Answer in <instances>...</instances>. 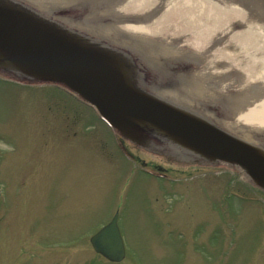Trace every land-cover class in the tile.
<instances>
[{"label": "rangeland", "instance_id": "obj_1", "mask_svg": "<svg viewBox=\"0 0 264 264\" xmlns=\"http://www.w3.org/2000/svg\"><path fill=\"white\" fill-rule=\"evenodd\" d=\"M30 1L33 6L44 3ZM213 1L218 11L234 12L233 17L224 13L236 19L234 34L264 30V0ZM130 2L116 4L123 8ZM151 3L147 24L166 20L168 0ZM88 4H70L72 16L66 12L63 18L81 20ZM118 8L120 17L126 9ZM50 9L46 13L52 15ZM176 20L170 17L168 22L176 25ZM110 26L129 31L131 25L110 21ZM146 26L139 25L145 31ZM225 33L216 38L206 32L202 39L195 32L165 34L153 36L149 44L169 49V55L189 57L186 71L199 75L192 90L207 94L203 103L213 105H208L211 113L264 144V110L261 120L253 117L264 102H248L233 113L235 99L240 104L247 94L263 91L248 81L242 68L249 61L253 65L252 54L242 60L236 55L240 45ZM100 37V44L120 54L141 83L151 85L148 81L158 75L155 64L163 60L160 55ZM253 41L244 39L242 44ZM172 80L160 77L157 83L170 85ZM177 90L187 95L179 86ZM116 214L125 249L124 260L117 264H264V191L241 169L176 162L112 130L61 84L0 72V264H114L95 254L89 239Z\"/></svg>", "mask_w": 264, "mask_h": 264}, {"label": "water", "instance_id": "obj_2", "mask_svg": "<svg viewBox=\"0 0 264 264\" xmlns=\"http://www.w3.org/2000/svg\"><path fill=\"white\" fill-rule=\"evenodd\" d=\"M17 3L0 0V72L58 83L94 108L112 129L179 163L240 168L264 189V144L204 115L152 96L126 60ZM116 214L90 239L110 263L124 260Z\"/></svg>", "mask_w": 264, "mask_h": 264}, {"label": "bare ground", "instance_id": "obj_3", "mask_svg": "<svg viewBox=\"0 0 264 264\" xmlns=\"http://www.w3.org/2000/svg\"><path fill=\"white\" fill-rule=\"evenodd\" d=\"M7 1L17 3L24 7L28 5L26 6V8L28 7L30 9H32V7H35L34 12L64 27L71 33L91 43L92 45L108 47L105 44H100V41H101L100 34L101 35L103 34V36L112 37L111 38L112 40L110 41H113L116 39L122 40V42L124 43L123 47L125 48L129 46L128 48H131V50L140 49V52L142 54H146L145 52L147 50L150 53H156L157 55H160V58L163 60H159V62L157 61L155 64L156 65L155 74H158L156 75L158 76V78L155 76V78L152 81L150 82L148 81V83L151 84L149 86H146L142 83L144 87L148 90V92L155 98L162 100L170 105L181 107V108L196 112L198 114L214 119L234 129L233 127H231V124L223 122L222 117H219V115H217L216 112L212 111L211 113L212 108L210 107H213V105L211 106L210 103L208 102L203 103V100H206V101L208 100V96L207 94H205L204 91L197 92V93L193 92L192 90L194 87L193 85L195 86L197 85V80H195L197 78L196 76H199V75L196 74L195 76L194 74L192 75L191 73H188L186 71L187 66H190L188 62L189 57L184 56V59H182L181 57L169 55L170 53L169 51H167L169 49L163 50L159 47H156L155 44H149L150 42H152V38L153 40L155 39V37L153 36H159V35H165V34H169L171 35V37L172 35L178 37L186 33L194 34L195 32L197 35H199V39H202L201 37L206 32H208L209 34L211 33L213 35L211 37H216L218 33H221V32L224 33L225 31H226L225 34H228L229 32L232 33L233 32L232 29L234 28L233 25L235 24L236 19L228 18L227 17L228 15L224 14V13H227L233 17V15H231V14H234L232 10H229L228 12H226L227 9L223 11L222 10L218 11L214 3L210 4L211 3L210 0H206V1L204 0H168L169 2L168 7H167L168 11L166 10V12H168V16L165 15L166 20L157 19L154 23L147 24V22L151 20L150 19L152 17L151 13L153 12L151 0H134V1L131 0L130 3H127L125 5L123 3L124 5L123 8H125L126 10H122L123 8L121 4L119 3L116 4L119 0L116 3L113 2L112 0H92V1L90 0H48L51 5L45 3L46 0H43L44 3H40L39 5L34 3V6L29 5L31 2L30 0H7ZM125 1L126 0H122V2H125ZM73 3H76V6L78 8L80 7L82 3H89L86 6V8L84 10H81L80 12L81 20L72 19L71 17L72 14L70 13L72 11V8H70L69 5ZM50 6H52L51 9H50ZM117 7H119L117 10L120 9L123 12V15L120 17L118 16L120 12L115 14ZM49 9L52 15L46 13ZM66 12H68V14L71 16L68 18H63L64 14L66 16L68 15L66 14ZM57 15H59V17H57ZM125 17H128L129 19L128 18L125 19ZM134 17H136L142 22H138L136 20L131 21V18H134ZM170 17L171 18L179 17L180 21L176 20V25H172L168 22ZM110 21L115 24H120L123 26H126V25H131V26L127 27V30L129 31H124V30L122 31L117 26L114 28L110 26ZM140 24L147 25L146 27L147 28L149 27L148 30L145 31V30L140 29L141 27V26L139 27ZM254 30L255 29H249L248 31L244 30L236 34H234L233 32L232 33L234 34L233 36H229L230 33L226 35V37H230V39L231 38H233V40L235 39L237 41V44L240 45L239 49H241V51H239V53L236 55L237 56L241 55L240 58H242V60L248 61L249 55L252 54L250 56L253 59V65H251L252 63L250 64V61H249V64L246 66L244 65L242 68L243 70L246 71L247 77H249V79L247 78L248 81L252 85L256 86L258 91L259 90L263 91L262 95H259L256 92H253V94L249 93V95L247 94L246 95L247 98H242V99H245V101L244 100L243 102L240 101V104L238 103L239 101L235 99L234 101L235 106H233V113L241 112L243 107L246 105L248 106L250 102L254 103L253 105L264 102V99H263L264 98V43H262V40H261V37L262 38L264 37V30H260V29H256L255 31ZM128 34L134 35L135 38L131 37ZM244 39L248 43L252 42L253 40L254 41L250 45L246 46L245 44H242V41L244 42ZM214 41L215 40H213V42ZM201 43L202 42H200V45ZM202 45H204V43ZM245 47L246 48L248 47L249 49L248 48L245 49ZM172 54H174V52H172ZM151 58L153 57L151 56ZM241 61H239V63ZM166 72H169V73H166ZM170 76H171V79H173L170 83L171 86L169 84L167 85V83H165V85H163V83L161 85L157 83V80L160 79V77L168 79V77ZM157 86H160L162 91H160L159 87ZM178 86L181 90L180 92L186 93L187 94L186 96L183 95L182 93H181L182 95H180L177 92ZM165 87L167 90L170 89L171 91L169 90L168 92L165 89ZM261 99H263V101ZM196 100L200 102L198 103L196 102ZM219 104L220 103H218L217 105ZM208 105H210V107ZM208 107L210 111L207 109ZM263 110H264V103L261 104V107L258 113L257 114L255 113L253 115V117L254 116L256 117L255 121L262 119V118L260 119L259 113L261 114ZM248 115H250V113H248ZM258 130L259 129H256V131ZM236 131H237V128H236ZM217 163H221V162H217ZM234 167H237V166H234ZM247 178L259 190L264 191V189L261 186H259L257 183H255L252 179H250L249 177Z\"/></svg>", "mask_w": 264, "mask_h": 264}, {"label": "flooded vegetation", "instance_id": "obj_4", "mask_svg": "<svg viewBox=\"0 0 264 264\" xmlns=\"http://www.w3.org/2000/svg\"><path fill=\"white\" fill-rule=\"evenodd\" d=\"M47 23H49V22H47ZM49 24H51V25H53V26H56V24H53V23H49ZM195 162H196V163L199 162V163H202V164L205 163V162H203V161H202V162H201V161H195ZM157 177H158V176H157Z\"/></svg>", "mask_w": 264, "mask_h": 264}]
</instances>
